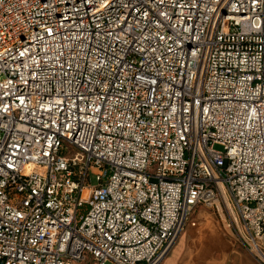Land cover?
<instances>
[{"label":"built area","instance_id":"built-area-1","mask_svg":"<svg viewBox=\"0 0 264 264\" xmlns=\"http://www.w3.org/2000/svg\"><path fill=\"white\" fill-rule=\"evenodd\" d=\"M198 207L264 264V0H0V264H162Z\"/></svg>","mask_w":264,"mask_h":264},{"label":"crops","instance_id":"crops-1","mask_svg":"<svg viewBox=\"0 0 264 264\" xmlns=\"http://www.w3.org/2000/svg\"><path fill=\"white\" fill-rule=\"evenodd\" d=\"M198 234H184L162 264H258L233 239H212L205 246L196 245Z\"/></svg>","mask_w":264,"mask_h":264},{"label":"rangeland","instance_id":"rangeland-1","mask_svg":"<svg viewBox=\"0 0 264 264\" xmlns=\"http://www.w3.org/2000/svg\"><path fill=\"white\" fill-rule=\"evenodd\" d=\"M215 149L222 151L220 146H216ZM92 184H96L95 178H92ZM223 210L226 215L225 209ZM223 220L224 216H219L217 212L204 207H198L193 211L183 235L187 232L198 234V239L194 241V244L201 245L202 247L212 239H233L231 232L225 229Z\"/></svg>","mask_w":264,"mask_h":264}]
</instances>
